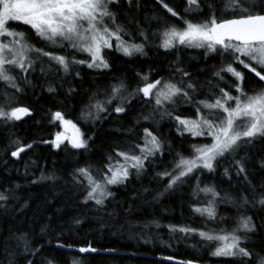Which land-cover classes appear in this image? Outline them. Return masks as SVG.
<instances>
[{
    "label": "snow or ice",
    "instance_id": "1",
    "mask_svg": "<svg viewBox=\"0 0 264 264\" xmlns=\"http://www.w3.org/2000/svg\"><path fill=\"white\" fill-rule=\"evenodd\" d=\"M121 2L0 0V122L14 126L33 115L32 109L19 103V97L32 86L30 77L37 64L42 73L47 63L49 71L55 65L57 73L66 76L74 73L79 77L77 65L98 72L110 70L108 56L113 51L126 57L144 55L149 35L138 24L133 33L118 21L115 9ZM126 3L129 9L139 7V0H126ZM155 3L167 13L164 19L153 17L157 20V30L152 33L158 38L157 47L165 52L181 48L203 50L205 58L210 54L220 58V67L213 70L212 78L204 84L193 80L192 73L177 63L172 69L173 75L167 79H153L150 72L137 73L140 82L133 89L119 80L103 93H95L81 110L80 119L84 123H95L102 118V113L109 116L115 113L120 117L134 100L148 109L147 114L137 119V123L140 119L146 123L142 134L127 149H113L103 168L98 170L99 175L90 165L77 167L72 173V182L83 191V204L91 203L97 210L103 209L105 201L115 195L112 188L126 185L133 177L139 179L149 165L156 163L158 158L163 160L166 151L172 153L171 144L153 127L157 116L167 117L175 121L179 136L190 138L187 141L190 153L177 152L170 167L156 172L162 190H158L153 199L158 200L194 180L192 196L196 203L190 207L205 221L203 229L169 224L166 226L169 232L185 237L198 235L204 242L201 246L207 245L211 256L222 258L218 264H264V245L249 246L258 226L248 214L250 210L264 211V182L252 183L248 154L250 146L264 143V0H220L218 6L215 0H184L182 12L166 0H155ZM205 6L208 8L206 15ZM168 17L175 19L170 22ZM132 20L134 22L135 17ZM137 34L142 38L140 43L136 42ZM33 37L44 42V46H36ZM77 53L86 55L78 58ZM249 74L257 85L252 89L247 87ZM204 87L208 91L198 99ZM47 91L53 93L56 88L50 84ZM181 104L194 109L193 114H179L177 109ZM50 122H58L63 131L56 132L54 139L43 143L57 150L65 144L74 150H88L93 137H86L78 123L66 118L61 110L51 113ZM11 146V156L19 160L22 153L33 148V143L25 145L17 137ZM224 164L229 165L223 169L224 176L231 181L234 173L243 185L235 194L218 189L214 184L202 185L200 180L205 171L215 173ZM259 166L264 169V160ZM45 179L55 180L56 177L42 175L41 180ZM6 191H0V207H5L10 199ZM225 203L237 209L236 220L230 227L223 226L227 218L217 211L219 205ZM209 221L214 225L212 228L208 227ZM73 224L79 227L83 220L74 218ZM156 227H160L159 223ZM45 230L41 228L42 233ZM16 239L23 244L26 264H34L28 257L42 255L44 244L37 241L39 246H36L26 235ZM56 247L74 249L72 243L60 242L59 238ZM74 250L79 258H73L71 264H83L84 257L79 254L98 251L90 244ZM164 259L174 258L165 256ZM47 264L58 262L47 259ZM176 264H194V260H176Z\"/></svg>",
    "mask_w": 264,
    "mask_h": 264
},
{
    "label": "trees",
    "instance_id": "2",
    "mask_svg": "<svg viewBox=\"0 0 264 264\" xmlns=\"http://www.w3.org/2000/svg\"><path fill=\"white\" fill-rule=\"evenodd\" d=\"M166 2L183 11L184 0ZM215 3L218 6L220 0H215ZM115 10L118 21L133 33H136L138 24L149 35L144 55L126 57L113 51L108 56L110 70L98 72L77 65L75 67L79 69V77L74 73L67 76L62 72L57 73L55 65L49 71L47 63L44 65L45 72L42 73L37 64L30 77L32 86L27 87L26 94L19 97V103L32 109L33 115L16 122L14 126H5L0 122V191L7 190L5 194L10 197L6 206L0 207V264H10V261L12 264H26L23 244L16 239L21 235H26L33 244L37 241L44 244L42 255L28 257L34 264H42V260L47 264V259H54L58 264H71L73 258H79L74 249L89 244L98 251L79 254L84 257L83 264H176V260L189 259L194 260V264H218L222 259L211 256L208 246H201L204 242L198 235L185 237L180 233L169 232L166 227L175 224L204 228V219L193 213L190 207L196 203L192 196L194 180L158 200L153 199L155 193L162 190L155 177L156 172L170 167L177 152L185 155L190 153L187 142L190 138L177 134L175 121L157 116V123L153 125L171 144L172 153L168 154L166 151L163 160L158 158L156 163L149 165L147 172L139 179L133 177L126 185L112 188L115 195L105 201L103 209L97 210V206L91 203L83 204V191L72 182V173L77 167L90 165L93 172L99 175L98 170L103 168L113 149H127L142 134L146 123L143 119L137 123V119L148 112L139 100L132 101L129 110L120 117L115 113L110 116L102 113V118L95 123H84L80 119L81 110L95 93H103L119 80L133 89L140 82L137 73L150 72L153 79H167L173 75L172 69L177 63L192 73L193 80L204 84L212 78L213 70L220 67V58L215 54L205 58L203 50L181 48L179 51L165 52L157 47L158 38L152 35L157 30V20L153 17L164 19L167 13L156 5L155 0H139V7L132 9H129L126 0H122ZM207 12L208 8L205 6L204 15ZM204 15L200 18L203 19ZM168 19L171 22L175 18ZM33 40L36 46H44V42L38 38L33 37ZM136 42H142L138 34ZM48 50L62 52L60 49ZM76 55L79 58L85 54ZM50 84L56 88L53 93L47 91ZM256 86L249 74L248 89ZM70 89L75 91L70 93ZM207 91V87L202 88L201 95L197 98H203ZM56 110H61L66 118L77 122L86 137H93L87 151L74 150L66 144L57 150L51 144L43 143L54 139L56 132L63 131L58 122H50L51 113ZM177 111L182 116H191L194 109L181 104ZM105 116L107 118H103ZM17 137L25 145L33 143V148L22 153L19 160L10 154L12 141ZM248 154L250 179L253 184L259 185L264 182V169L259 166L261 160H264V143L258 142L250 146ZM225 167L229 165L218 167L215 173L205 171L200 176L202 185L214 184L223 191L237 193L238 188L243 185L234 173L229 181L224 176ZM42 175L54 176L56 179L41 180ZM34 180L38 182L33 183ZM230 184L233 186L230 187ZM145 189L149 191L145 192ZM217 211L221 217L227 218L223 226L230 227L235 222L237 209L231 204H220ZM248 214L253 216L258 226L249 246L264 245V227H260L264 225V211L250 210ZM77 217L83 220L79 227L73 224ZM156 223L160 227H156ZM145 224L149 226L145 227ZM213 226L209 221L208 227ZM41 228L46 230L42 233ZM57 238L60 242L72 243L74 249H58ZM165 256L174 259L165 260Z\"/></svg>",
    "mask_w": 264,
    "mask_h": 264
},
{
    "label": "rangeland",
    "instance_id": "3",
    "mask_svg": "<svg viewBox=\"0 0 264 264\" xmlns=\"http://www.w3.org/2000/svg\"><path fill=\"white\" fill-rule=\"evenodd\" d=\"M85 55H86V54H85ZM244 71H245V72H247V70H246V69H244ZM250 75H251V74H250Z\"/></svg>",
    "mask_w": 264,
    "mask_h": 264
}]
</instances>
